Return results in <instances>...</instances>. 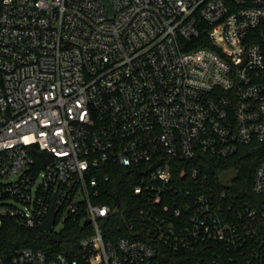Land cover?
<instances>
[{"label":"built area","instance_id":"2783aa9c","mask_svg":"<svg viewBox=\"0 0 264 264\" xmlns=\"http://www.w3.org/2000/svg\"><path fill=\"white\" fill-rule=\"evenodd\" d=\"M109 3L0 0V230L40 228L53 202L52 229L83 226L75 257L22 247L0 264H264V156L252 202L201 166L264 144V0ZM109 163L154 208L145 239L105 228ZM173 167L186 188L170 209Z\"/></svg>","mask_w":264,"mask_h":264},{"label":"trees","instance_id":"16d2710c","mask_svg":"<svg viewBox=\"0 0 264 264\" xmlns=\"http://www.w3.org/2000/svg\"><path fill=\"white\" fill-rule=\"evenodd\" d=\"M202 168L208 173L209 181L219 192H225L226 199L237 201H253L255 194L252 189L254 171L264 156V144L253 142L242 145L229 157H218L203 154ZM108 180L104 181L103 194L98 199L115 209V213L105 224L107 232L116 237L123 235L131 238L145 239L143 224L139 222L141 211L154 210L151 202L142 194H135L136 172L127 171L119 164L109 163L105 167ZM179 177V168L173 167L171 188H168L174 200L163 199L170 209L180 205L184 196V187ZM192 186L191 183H187ZM132 225V228H131ZM83 226L76 221L67 220L59 229L50 231L40 228H26L17 225L10 218H4L0 230V254L8 260L15 250L22 247L41 249L48 256L57 252H65L69 256L78 255V243ZM188 255L179 254L167 258V264H189Z\"/></svg>","mask_w":264,"mask_h":264},{"label":"water","instance_id":"95a60500","mask_svg":"<svg viewBox=\"0 0 264 264\" xmlns=\"http://www.w3.org/2000/svg\"><path fill=\"white\" fill-rule=\"evenodd\" d=\"M104 2L108 6L109 10H112V7L109 3V0H104ZM41 155L43 156V159L45 162L52 159V156L49 153L42 152ZM54 209H55V202H53V204H52V208H51V211L49 213L48 218L40 226L41 230H47L48 231V230L52 229V225L55 221V210ZM85 224H88V221H86Z\"/></svg>","mask_w":264,"mask_h":264},{"label":"rangeland","instance_id":"374dc122","mask_svg":"<svg viewBox=\"0 0 264 264\" xmlns=\"http://www.w3.org/2000/svg\"><path fill=\"white\" fill-rule=\"evenodd\" d=\"M61 227V225L59 224V225H57V228L59 229Z\"/></svg>","mask_w":264,"mask_h":264}]
</instances>
